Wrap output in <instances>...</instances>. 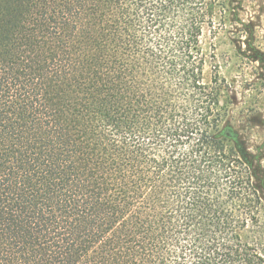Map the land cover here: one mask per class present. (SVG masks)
<instances>
[{
    "label": "trees",
    "instance_id": "obj_1",
    "mask_svg": "<svg viewBox=\"0 0 264 264\" xmlns=\"http://www.w3.org/2000/svg\"><path fill=\"white\" fill-rule=\"evenodd\" d=\"M263 22L264 0H0V264H264L203 43Z\"/></svg>",
    "mask_w": 264,
    "mask_h": 264
},
{
    "label": "rangeland",
    "instance_id": "obj_2",
    "mask_svg": "<svg viewBox=\"0 0 264 264\" xmlns=\"http://www.w3.org/2000/svg\"><path fill=\"white\" fill-rule=\"evenodd\" d=\"M243 12L258 14L252 7ZM264 22L257 30L256 39L250 35L236 38L232 28L217 36L206 32L203 43L215 44L220 73L230 85L222 99L227 104L226 123L238 134L244 154L257 171V182L264 193Z\"/></svg>",
    "mask_w": 264,
    "mask_h": 264
}]
</instances>
